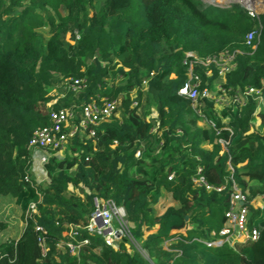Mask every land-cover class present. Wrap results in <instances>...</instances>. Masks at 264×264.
<instances>
[{
	"label": "trees",
	"instance_id": "16d2710c",
	"mask_svg": "<svg viewBox=\"0 0 264 264\" xmlns=\"http://www.w3.org/2000/svg\"><path fill=\"white\" fill-rule=\"evenodd\" d=\"M230 1L262 9V0ZM186 52L234 55L223 86L230 94L259 89L263 105L250 98L218 113L203 99L198 114L179 94L189 80ZM195 70L199 91L213 89L217 66L210 77L202 65ZM75 79L84 81L77 93L67 89ZM53 89L60 97L52 108H72L71 124H79L84 105L109 99L119 106L95 136L79 131L63 159L50 158V182L40 186L28 144L51 125ZM198 167L222 192L194 183ZM234 185L263 203L251 206L248 221L259 238L208 246L226 224ZM164 191L175 206L157 213ZM0 197L24 214L35 204L17 240H2L9 224L0 219V264H264V12L251 17L240 4L202 0H0ZM95 198L125 208L136 244L124 237L110 247L83 229ZM78 226L74 237L64 236ZM68 244L79 247L72 253Z\"/></svg>",
	"mask_w": 264,
	"mask_h": 264
},
{
	"label": "built area",
	"instance_id": "2783aa9c",
	"mask_svg": "<svg viewBox=\"0 0 264 264\" xmlns=\"http://www.w3.org/2000/svg\"><path fill=\"white\" fill-rule=\"evenodd\" d=\"M230 3V2H229ZM244 7L251 17H258L264 12L261 8L247 7L246 5L238 2ZM256 32H251L246 36L248 46H252V42ZM234 55L225 54L220 57H208L205 59L199 58L194 52H186L184 64L189 68V80L180 89L179 94L188 98L193 102V107L196 112L202 114L203 99H210L215 103L225 101L224 108L241 109L247 105L250 98L258 100L260 106L263 105L262 91L255 88H247L244 91H237L230 94L231 89H226L223 86L225 83V76L230 72L235 65L233 64ZM218 68L219 80L214 87L223 96L222 99H215L211 96L212 89H204L202 92L199 88L202 84V77L196 73L195 68L198 65L206 67L205 75L210 77L212 72L210 67L212 65ZM84 87V81L75 79L71 80L67 89L73 93L79 92ZM210 91V92H209ZM56 103V102H55ZM55 103H49L51 125L42 127L36 130L28 144L34 162H39L40 165L45 166L51 157H58V154L65 150L68 140L74 137L79 131H89L90 136H95V127L99 126L102 122L109 121L116 114L119 103L116 100L102 99L100 104L94 102L82 107V119L79 124H71L75 117V112L72 108H62L55 110L52 106ZM137 103H135L136 105ZM91 126V127H90ZM214 127V125H213ZM39 154V156H37ZM141 151H137L136 157H140ZM37 156V157H36ZM29 176L26 180L29 181ZM171 178V177H170ZM194 183L201 187H205L208 191L222 192L224 187L216 188L210 186L202 174V168L198 167L197 175L194 178ZM35 184H39L38 182ZM251 206L254 207L252 202L248 199L247 194L243 193L235 185L233 186V193L231 195L229 208L225 212L226 224L219 233H213L214 239L207 243L208 246H221L223 243L228 242L234 245L236 242L257 241L259 233L256 228L249 229L248 221L251 212ZM258 208V207H256ZM259 208H263L260 205ZM35 204L32 203L25 213V226L27 219L34 212ZM78 227H67L64 232L66 238L74 237L77 234ZM83 229L90 234L102 236L105 244L110 247H118V243L122 238L129 239L132 243L136 244L130 232V221L127 212L123 206L116 205L112 200L102 201L95 198L93 201V210L88 218V223L83 226ZM36 231L45 234L46 231L42 226H36ZM40 245L44 248V238H39ZM84 243H88L85 240ZM72 253H75L79 246L68 244Z\"/></svg>",
	"mask_w": 264,
	"mask_h": 264
},
{
	"label": "rangeland",
	"instance_id": "374dc122",
	"mask_svg": "<svg viewBox=\"0 0 264 264\" xmlns=\"http://www.w3.org/2000/svg\"><path fill=\"white\" fill-rule=\"evenodd\" d=\"M100 1V0H98ZM213 1L215 3H218L220 5H223L225 7H227L231 2L230 0H210ZM261 1V0H258ZM262 2V10H264V0L261 1ZM242 4H244L243 2H241ZM245 5V4H244ZM64 13V12H63ZM48 28H45L43 30H41V33L43 35V39L46 41V39L48 38ZM219 80H216V84ZM215 84V85H216ZM210 92V91H209ZM211 96H213L215 99H222L223 96H221V93L218 92L215 88H213L210 92ZM49 97H50V102L49 103H55L59 97H60V93L58 92V90L53 89L51 90V92L49 93ZM225 101H222L221 103H215V109L216 111L219 113H221L223 111ZM135 105V104H134ZM142 105H143V110H145L148 113L149 118H156V111L153 107H150L148 105H146L145 100H142ZM118 116H120V113L118 112L117 114ZM67 152L63 151L60 155H58L59 159H63L65 157ZM37 156H39V154H37ZM36 156V157H37ZM35 169L31 170V177L33 179L34 182H38L40 186H45L47 185L50 180L47 174V171L45 169V166L40 165L39 162L35 163ZM11 199V198H10ZM258 198L255 199H251L250 201L252 202V204L254 205V208L259 207L260 205H263L262 202H260V200L257 201ZM174 200L172 199V197L166 192H163L162 198L160 200V202L155 205V210L157 211V213H162L164 212L168 207H170V205L174 204ZM4 211L3 213L5 215H7V218L10 219L11 223L14 224V222H17V224L11 225L10 229L6 230V232L4 233V241H12L14 239H16L24 230L25 228V221L23 218V215L20 213V210L18 209V207H16V205L14 204L13 200H6V199H2L0 198V211Z\"/></svg>",
	"mask_w": 264,
	"mask_h": 264
},
{
	"label": "crops",
	"instance_id": "0c3cea01",
	"mask_svg": "<svg viewBox=\"0 0 264 264\" xmlns=\"http://www.w3.org/2000/svg\"><path fill=\"white\" fill-rule=\"evenodd\" d=\"M202 125V124H201ZM63 152V151H62ZM62 152H60L58 155H60ZM35 163L36 162H34V164H33V166H32V169L31 170H33V169H35L36 167V165H35ZM1 198V197H0ZM2 199H6V200H13L14 201V204L16 205V207H18V209L20 210V213L23 215L24 213L22 212V210L20 209V207L15 203V200L14 199H10V198H2ZM170 206H175V203L174 204H172V205H170ZM4 211L2 210V211H0V219H2V220H4V221H6V222H8V224H9V227H8V229H10V226L11 225H14V224H17V222H14V224L13 223H11V221H10V219L9 218H7V215H5L4 213H3ZM163 213V212H162ZM23 218H24V221H25V214L23 215ZM7 229V230H8ZM21 235V234H20ZM19 235V236H20ZM19 236L16 238V239H14V240H17L18 238H19ZM5 236H4V234L2 235V240H3V238H4Z\"/></svg>",
	"mask_w": 264,
	"mask_h": 264
},
{
	"label": "water",
	"instance_id": "95a60500",
	"mask_svg": "<svg viewBox=\"0 0 264 264\" xmlns=\"http://www.w3.org/2000/svg\"><path fill=\"white\" fill-rule=\"evenodd\" d=\"M202 1H203L204 3H206V4H210V5H213V6H216V7L226 8L225 6L220 5V4L215 3V2H213V1H210V0H202ZM234 3H238V2H234V1H232V2H230V4H229L227 7H229L231 4H234ZM185 220L188 221V216L186 217Z\"/></svg>",
	"mask_w": 264,
	"mask_h": 264
},
{
	"label": "bare ground",
	"instance_id": "6f19581e",
	"mask_svg": "<svg viewBox=\"0 0 264 264\" xmlns=\"http://www.w3.org/2000/svg\"><path fill=\"white\" fill-rule=\"evenodd\" d=\"M232 2V1H231ZM234 2H239V1H234ZM241 3V2H240Z\"/></svg>",
	"mask_w": 264,
	"mask_h": 264
}]
</instances>
